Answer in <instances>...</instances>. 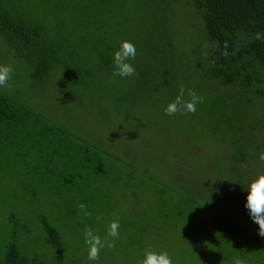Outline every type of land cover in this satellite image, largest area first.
Listing matches in <instances>:
<instances>
[{
  "label": "rangeland",
  "instance_id": "374dc122",
  "mask_svg": "<svg viewBox=\"0 0 264 264\" xmlns=\"http://www.w3.org/2000/svg\"><path fill=\"white\" fill-rule=\"evenodd\" d=\"M88 1L22 0L23 9L31 10L33 18L51 23L58 17L70 30L63 28L62 35H76L72 45L58 46L57 60L42 75H32L39 65L32 55L24 58L28 49L22 48L18 57L0 36V65L13 68L10 87L0 88V94L35 115L51 129L40 127L49 135L65 129L72 136L65 139L70 163L63 177L56 171L48 173L45 159L29 157L30 151L24 158L9 157L12 149L0 155L7 161L6 170L0 168V224L13 213L30 252L27 264H136L148 247L166 250L173 264H222L218 253L236 241L222 230L218 217L258 228L245 207V188L264 172V162L258 159L264 152V110L255 101L245 109L242 105V110L227 105L242 95L229 88L224 96L230 99L219 100V110L212 111L211 93L218 88L197 74L202 70L198 58H203L206 47L204 31L197 30L198 23L202 30L203 24L188 0ZM71 6L77 11L72 12ZM98 11L106 14L98 18ZM114 12L128 13L122 22L125 31H117L116 36L140 38L147 68L162 59L160 69H152L147 77L136 74L113 80L108 77L111 70L86 72L94 71L93 60L80 62L78 70L70 68L74 65L68 52L81 49L89 55ZM90 15L97 19L99 30L93 31L89 21L82 29L94 33L84 36L81 18ZM154 50H158L155 57ZM165 52H171V59L165 61ZM161 72L167 75L161 78ZM105 81L115 89L106 90L108 95H104ZM180 82L203 96L204 103L197 105L195 114L165 115ZM116 95L119 99L114 101ZM104 96L110 105L97 101L96 97ZM241 116L252 123L249 132L231 127L233 122L239 124ZM23 143L30 144L27 139ZM69 144L81 149L73 147L77 148L74 154ZM81 154L91 157V166L101 163L100 179L84 174L69 177L77 170L90 171ZM80 203L92 213L83 223ZM113 220L119 223L116 247L102 248L99 261L88 260L84 228L91 227L103 240ZM45 227L56 233L51 240L57 242L54 248L45 242Z\"/></svg>",
  "mask_w": 264,
  "mask_h": 264
},
{
  "label": "trees",
  "instance_id": "16d2710c",
  "mask_svg": "<svg viewBox=\"0 0 264 264\" xmlns=\"http://www.w3.org/2000/svg\"><path fill=\"white\" fill-rule=\"evenodd\" d=\"M87 2L89 1L87 0ZM188 2L192 5L197 18L203 24V30L199 23L197 30L204 31L202 39L204 45L207 44L206 51L202 53L203 58L201 56L198 58L197 64L202 67V70L197 74H200L203 80L211 79L212 83L218 88L216 92L211 93V106L214 107H211V109H214L212 111L219 110V100L225 102L230 99V97L224 96L229 95L227 94L229 88L238 89L242 95L225 102L227 105L232 104L237 109L242 110L245 109L247 104L255 101L257 107L264 110V42L255 39L257 32L264 34V0H188ZM59 3L57 2L58 7L60 6ZM41 7L43 6L41 5ZM29 11L31 12V10L25 11L23 9L22 0H0V36L13 47L18 57H20L22 48L28 49L24 58L28 59L30 55L34 56V60L37 61L39 66L37 70H34L36 65L33 67L32 75L38 76L44 74L47 71L46 67L57 60L58 52L56 50L59 49L58 46L61 43H65L66 46L72 45L76 35H74V38L62 35L63 28L70 31L69 28L64 27L65 20L55 17L53 22L48 23L43 17L33 18ZM71 11L75 12L77 10L71 6ZM52 12L54 15L56 10H52ZM97 13L98 18L104 17L103 15L106 14L99 11ZM127 15V12H114L113 17H109L111 21L106 31L101 32L100 36L92 43L89 55H86L88 52H83L81 49L79 51H69V62L71 61L74 65L70 68L78 70L80 62L86 64L89 60H93L94 71L85 69L86 72L89 71L95 75L98 70H111L108 74V77H111L113 53L123 40V38L116 36V32L125 31L122 22L125 21ZM89 21L94 25L92 27L93 31L99 30L96 18H93L92 15L86 18L83 17L80 22V24L83 22L80 26L82 31H78H81L84 36H90V33H94L82 29L87 27L86 23ZM129 41L136 46V58L130 62L135 67L138 75L147 77L152 69L157 71V68H161L160 66L164 62L162 59L154 61L153 64L157 68L154 66L153 68H147L143 61L146 53L141 50L143 46L140 38H131ZM225 41L229 45L227 57L221 55L224 51ZM85 47L86 45L83 49ZM156 51L158 50L152 51L151 55L155 57ZM161 54L158 57H161ZM162 57L165 61L168 58L171 59V52H165ZM40 67L41 69H39ZM166 75L163 72L160 73L161 78ZM104 85L106 87L104 95H108L106 90H115L106 81ZM96 99L110 105V101H107L109 100L108 96L96 97ZM117 99L119 97L116 95L114 101H117ZM102 115L106 120L107 115ZM226 117L230 122L229 116ZM238 123L233 122L231 127L240 131L245 129L249 132L251 130L252 123L243 116H241ZM37 125L39 127L36 128ZM40 127L49 129L47 126L44 127L35 115L31 117L28 110L10 102L6 96L0 94L1 157L7 149L13 151V154L9 157L24 158L26 157L24 154L30 151L32 156L29 157L45 159L48 173L56 171L58 177H63V173L68 168L67 164L70 163L66 159L68 156H66L67 145L65 139L72 137L71 133L68 130L60 129L57 134L49 135ZM59 133H62V136H59ZM25 139L29 140V145L23 143ZM61 143L65 145L62 147L63 151H60ZM69 147L74 154L77 153V148H79L70 144ZM1 157L0 168L2 169L7 161ZM80 160L86 162L85 167L89 168L90 171L78 172L77 170L74 173H69L73 175L69 177L75 179L84 174L90 175L91 178L100 179L99 175L103 173L100 162L96 163L95 166H91V157L88 154H81ZM70 161H74V158H71ZM3 170L6 169L3 168ZM67 180L70 181V178ZM13 217V213H9L6 220H2L0 224V264H27V255L30 252L23 243L21 229L14 223ZM217 222L222 230L231 234V237H234V241H236L235 243L232 242L231 248H225L218 253V257L221 259L220 263L231 264L232 258L240 255L247 260L248 264H257V262L264 264V237L257 234L258 228L252 230L250 227L234 222L231 218L226 219L222 216L218 217ZM45 231L47 233V240L44 239L45 242L53 248L56 247L57 242H51L56 236L54 229L45 227Z\"/></svg>",
  "mask_w": 264,
  "mask_h": 264
},
{
  "label": "clouds",
  "instance_id": "9594fccd",
  "mask_svg": "<svg viewBox=\"0 0 264 264\" xmlns=\"http://www.w3.org/2000/svg\"><path fill=\"white\" fill-rule=\"evenodd\" d=\"M255 39L264 42V34L257 32ZM207 47V44H205ZM229 45L224 43V51L221 55L227 57ZM136 58V46L129 40H122L112 57V79L116 77L126 79L135 76L136 69L130 62ZM13 68L11 65H0V88L10 87L9 81L12 79ZM187 97V98H186ZM204 103V97L198 95L192 89H186L183 82L179 84V91L175 99L169 102L165 108V115L175 116L176 114H195L198 104ZM258 159L264 162V152L260 153ZM247 191L245 207L248 210L251 220L258 225V235L264 237V172L257 174L245 188ZM79 209V219L83 223L85 218H90L92 213L88 211L84 203L77 205ZM97 220L103 219L97 216ZM84 243L87 247V259L99 261L101 249L104 247L114 249L116 240L119 239V223L113 220L109 223L106 237L102 240L98 232H94L91 227L86 226L83 232ZM110 238V239H109ZM136 264H173V259L165 251L157 252L151 247L145 248L143 257L137 260ZM231 264H248L247 260L240 255L232 258Z\"/></svg>",
  "mask_w": 264,
  "mask_h": 264
}]
</instances>
